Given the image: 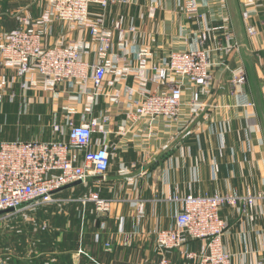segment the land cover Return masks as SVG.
I'll list each match as a JSON object with an SVG mask.
<instances>
[{
    "label": "crops",
    "instance_id": "0c3cea01",
    "mask_svg": "<svg viewBox=\"0 0 264 264\" xmlns=\"http://www.w3.org/2000/svg\"><path fill=\"white\" fill-rule=\"evenodd\" d=\"M92 13L94 18L104 16L113 40V50L103 55L88 30L56 20L50 5L0 0V40L28 19L26 28L42 31L46 47L78 44L90 51L85 60L101 58L108 71L99 89L91 81L53 87L29 76L28 88L22 90L24 79L1 66L0 57V78L10 82L0 104V131L8 137L0 143L66 142L69 122L85 126L96 121L104 132L93 135V150L106 148L111 155L107 173L57 193L55 203L37 205L39 233L22 249L14 250L9 243L6 264L13 259L23 264H140L162 257L173 264H196L158 246L156 233L174 228L182 210L171 198L264 195V0H119L107 10L93 7ZM120 18L124 42L115 27ZM249 28L257 35L250 36ZM208 29L213 81L202 90L206 110L192 117L188 104L201 89L173 73L161 84L155 68L173 53L195 49ZM225 34L235 45L229 53L218 49L226 45ZM141 57L147 60L145 68L140 67ZM240 69L247 83L234 88L233 72ZM174 81L185 85L178 119L151 122L142 117L135 122L137 104L147 95L167 93ZM55 124L62 126L61 133L54 131ZM72 155L83 164L84 152ZM90 193L110 201V213L99 214L93 203L85 202ZM220 214L232 264H264V199H257L247 213L225 206ZM203 246L202 241H190L188 250L200 252Z\"/></svg>",
    "mask_w": 264,
    "mask_h": 264
},
{
    "label": "built area",
    "instance_id": "2783aa9c",
    "mask_svg": "<svg viewBox=\"0 0 264 264\" xmlns=\"http://www.w3.org/2000/svg\"><path fill=\"white\" fill-rule=\"evenodd\" d=\"M51 6L56 20L88 30L98 44V54L111 52L114 48L111 34L106 28L104 16L94 18L93 7L107 10L119 0H39ZM126 3L127 0H121ZM248 19V14H244ZM123 18L115 23L119 30V41L124 42L125 31L121 30ZM24 25L3 35L0 40L1 66L13 68L17 78L24 79L20 88H28L27 77L35 76L43 79L53 87L61 83L86 84L91 81L95 89L103 86L107 75V67L102 59L91 63L84 59L90 54L89 49L75 43L57 44L46 47L44 34L40 30L27 29L30 23L23 20ZM135 32V29H131ZM210 30H205L198 38L195 49L186 52L173 53L164 61V65L155 68L156 79L166 84L169 73L180 75L201 91H195L188 104L192 117L201 115L207 108L202 99V90L208 89L213 81L210 72L212 49L208 48ZM250 36L257 35L252 28L248 29ZM226 45L219 44L218 49L231 52L235 49L233 38L225 34ZM122 57V56H120ZM140 67L147 66V60L141 57ZM6 76L0 78V104L4 101V92L9 85ZM247 75L244 69L233 72L231 84L234 88L245 85ZM184 82L170 83L165 94L147 95L143 102L136 106L133 120L137 122L142 117H149L154 122L158 117L171 121L177 120L182 106ZM15 96V92L13 93ZM68 140L53 142H23L6 141L0 143V212L13 216L37 205L55 203V195L62 188L86 180L97 175H104L110 168L111 155L106 148L93 150V135L104 132L102 125L93 121L90 125L76 126L69 122ZM56 133H61L60 124L53 127ZM121 127L119 133L124 134ZM73 151L84 152L83 164L78 165ZM259 197H241L238 195H187L183 198L172 197L171 201L182 204V210L176 217V226L156 233L158 246L162 252L178 251L189 261L196 264H232V255L226 252L223 236L227 229L226 222L221 217L225 206L239 207L243 213L251 211ZM85 202L93 203L99 214L106 215L111 211V203L97 193H90ZM13 210L12 212H8ZM45 228V227H44ZM202 241L204 246L200 252L188 250L190 241ZM107 247H109L107 245ZM140 264H173L167 257L157 263L142 262Z\"/></svg>",
    "mask_w": 264,
    "mask_h": 264
},
{
    "label": "rangeland",
    "instance_id": "374dc122",
    "mask_svg": "<svg viewBox=\"0 0 264 264\" xmlns=\"http://www.w3.org/2000/svg\"><path fill=\"white\" fill-rule=\"evenodd\" d=\"M7 137L8 133L0 131V140L6 139ZM37 209L38 206L24 213H18L13 216L0 215V264L7 263L6 249L9 243L14 245V250L22 249L23 245L27 247V245L30 243L28 242V238L30 236L35 235L36 237V235L39 233L37 230L40 229L39 225H41V223L39 220L41 221V219H39V216L36 215ZM9 250L11 252V249ZM16 261L18 260H8L9 264H17ZM25 264L30 263L27 261Z\"/></svg>",
    "mask_w": 264,
    "mask_h": 264
},
{
    "label": "water",
    "instance_id": "95a60500",
    "mask_svg": "<svg viewBox=\"0 0 264 264\" xmlns=\"http://www.w3.org/2000/svg\"><path fill=\"white\" fill-rule=\"evenodd\" d=\"M92 180H94V178H88L87 180H86V182H90V181H92ZM81 184H84V182L83 181H79V182H76V183H73V184H70V185H68V186H66V187H64V188H62L61 190H59V191H57V193H59V192H61V191H63V190H66V189H69V188H71V187H75V186H77V185H81ZM56 193V194H57ZM13 210H10V211H8V212H12ZM5 213H7V212H0V215H3V214H5Z\"/></svg>",
    "mask_w": 264,
    "mask_h": 264
},
{
    "label": "trees",
    "instance_id": "16d2710c",
    "mask_svg": "<svg viewBox=\"0 0 264 264\" xmlns=\"http://www.w3.org/2000/svg\"><path fill=\"white\" fill-rule=\"evenodd\" d=\"M17 262V264H23L21 261H16Z\"/></svg>",
    "mask_w": 264,
    "mask_h": 264
}]
</instances>
